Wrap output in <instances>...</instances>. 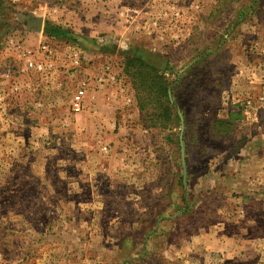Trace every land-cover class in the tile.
<instances>
[{"label": "rangeland", "instance_id": "1", "mask_svg": "<svg viewBox=\"0 0 264 264\" xmlns=\"http://www.w3.org/2000/svg\"><path fill=\"white\" fill-rule=\"evenodd\" d=\"M0 264H264V0H0Z\"/></svg>", "mask_w": 264, "mask_h": 264}, {"label": "built area", "instance_id": "2", "mask_svg": "<svg viewBox=\"0 0 264 264\" xmlns=\"http://www.w3.org/2000/svg\"><path fill=\"white\" fill-rule=\"evenodd\" d=\"M74 62L76 61V57L74 56ZM29 67L34 68L38 71L42 70V65L39 63H33L31 60H28V64ZM84 94H85V88L84 87H79L75 93L72 95L71 99H70V103L72 106V110L75 112H78L81 107H82V103H83V98H84Z\"/></svg>", "mask_w": 264, "mask_h": 264}]
</instances>
